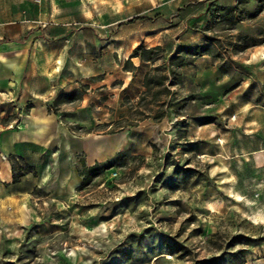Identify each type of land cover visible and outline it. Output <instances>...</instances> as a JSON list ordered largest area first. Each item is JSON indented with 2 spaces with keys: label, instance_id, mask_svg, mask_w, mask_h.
<instances>
[{
  "label": "rangeland",
  "instance_id": "obj_1",
  "mask_svg": "<svg viewBox=\"0 0 264 264\" xmlns=\"http://www.w3.org/2000/svg\"><path fill=\"white\" fill-rule=\"evenodd\" d=\"M0 40L14 126L41 102L100 169L15 160L45 182L0 189V264H264V0H0Z\"/></svg>",
  "mask_w": 264,
  "mask_h": 264
},
{
  "label": "crops",
  "instance_id": "obj_2",
  "mask_svg": "<svg viewBox=\"0 0 264 264\" xmlns=\"http://www.w3.org/2000/svg\"><path fill=\"white\" fill-rule=\"evenodd\" d=\"M143 77H139L142 83ZM36 96V95H34ZM19 105L0 95V189L8 192L10 200H23L29 192L39 186L45 179L35 177L32 170L23 171L16 181H13L15 160L22 159L31 164L38 165L42 161L47 147H62L60 155L57 148L50 150L49 162L56 161L66 167L65 176L68 179L69 190L72 191L82 184L83 178L75 168V151H83L84 143L73 140L67 136L63 127H60L55 117L48 113L41 102H35L27 115L18 126H14Z\"/></svg>",
  "mask_w": 264,
  "mask_h": 264
},
{
  "label": "trees",
  "instance_id": "obj_3",
  "mask_svg": "<svg viewBox=\"0 0 264 264\" xmlns=\"http://www.w3.org/2000/svg\"><path fill=\"white\" fill-rule=\"evenodd\" d=\"M5 40H0L1 42H4ZM194 50H197V46H195V48H193ZM158 50H161V47L159 45L157 46H152V47H148V48H143V46H137L134 48V50L132 51V53L129 55L127 62L130 61V59L132 57L138 56L143 60H154L153 57V53L157 52ZM176 58L175 57H171L169 59V61H172ZM168 62V61H167ZM169 63V62H168ZM168 80V76L162 71V69L159 66L153 67L150 70H148L145 73L144 76V81H143V86H144V90L142 91L141 94V100L145 98L146 95H150L152 101L156 100L157 97L163 92V91H167V87L164 85ZM160 86H163L162 89H156ZM165 103V101H162V105ZM166 115V111L162 110V111H158V113H156L153 118L154 119H160L163 116ZM128 124H132V123H128ZM80 168H78V173L79 175L82 176L83 181L82 184L79 187H82L84 185H87L91 178L94 175H97L100 171L98 165L95 163L92 166H86V164L84 163L83 160H80ZM15 167V163L13 162L12 164V168L14 170ZM21 174L19 173H15L13 174V181H16L18 179V177Z\"/></svg>",
  "mask_w": 264,
  "mask_h": 264
},
{
  "label": "bare ground",
  "instance_id": "obj_4",
  "mask_svg": "<svg viewBox=\"0 0 264 264\" xmlns=\"http://www.w3.org/2000/svg\"><path fill=\"white\" fill-rule=\"evenodd\" d=\"M213 206V205H212ZM257 219V218H256Z\"/></svg>",
  "mask_w": 264,
  "mask_h": 264
}]
</instances>
